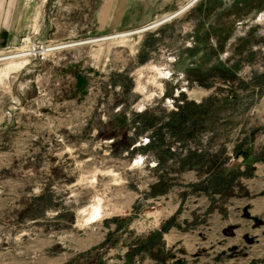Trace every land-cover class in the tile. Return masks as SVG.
Here are the masks:
<instances>
[{
	"label": "rangeland",
	"instance_id": "obj_1",
	"mask_svg": "<svg viewBox=\"0 0 264 264\" xmlns=\"http://www.w3.org/2000/svg\"><path fill=\"white\" fill-rule=\"evenodd\" d=\"M190 1L0 0V264H264V0Z\"/></svg>",
	"mask_w": 264,
	"mask_h": 264
},
{
	"label": "bare ground",
	"instance_id": "obj_2",
	"mask_svg": "<svg viewBox=\"0 0 264 264\" xmlns=\"http://www.w3.org/2000/svg\"><path fill=\"white\" fill-rule=\"evenodd\" d=\"M196 1L198 0H191L188 4L182 6L181 8H179L176 12L172 13V14H169V15H164L160 20H157L153 23H151L150 25H148L147 27H144L141 32H145V31H149L151 29H154L156 28L157 26H159L160 24H163L165 22H168L170 20H172L173 18L181 15L182 13H184L186 11L187 8L191 7ZM163 21V22H162ZM128 34V33H127ZM121 35V34H119ZM114 37H117V36H114ZM110 38V36H109ZM102 40V39H101ZM104 40V39H103ZM102 40V41H103ZM89 42V41H88ZM94 42V41H93ZM80 44V43H79ZM72 45V44H71ZM48 47V46H47ZM53 47V46H52ZM63 47V46H62ZM51 49H44V48H39L38 50L35 48V49H30V50H23L22 52L20 53H16V54H13V55H10V56H5L3 58H0V60H14V59H21V58H27L29 56H31V54L35 53L37 55H41L45 52H48L50 51ZM101 204H100V200L97 199L96 200V203L93 204L92 206H90V216H89V219L90 220H96L99 218L100 216V210H101Z\"/></svg>",
	"mask_w": 264,
	"mask_h": 264
},
{
	"label": "trees",
	"instance_id": "obj_3",
	"mask_svg": "<svg viewBox=\"0 0 264 264\" xmlns=\"http://www.w3.org/2000/svg\"><path fill=\"white\" fill-rule=\"evenodd\" d=\"M180 110H177V112L174 114V115H176V116H179V119H178V121L179 120H181L182 118H184V117H181L180 118ZM180 126H181V124H180ZM148 144H150V141H149V143ZM151 145H152V143H151ZM226 178L225 177H223V175H220V174H217V173H212L211 175H209L208 176V178L204 181V183L208 186L207 188H206V190H205V192H211L212 190H214V189H216V188H218V187H220V183L223 185V186H225V189H227V190H229V187L230 186H227V184H228V182L226 183ZM151 238V239H150ZM155 238H157V239H160L161 238V235H160V233H155V234H153L151 237L149 236V238L147 239L148 240V242L147 243H149L150 244V241L152 240V239H155Z\"/></svg>",
	"mask_w": 264,
	"mask_h": 264
},
{
	"label": "crops",
	"instance_id": "obj_4",
	"mask_svg": "<svg viewBox=\"0 0 264 264\" xmlns=\"http://www.w3.org/2000/svg\"><path fill=\"white\" fill-rule=\"evenodd\" d=\"M164 238H168V236H165ZM166 240V239H165ZM181 251H183L184 253H185V251L184 250H181Z\"/></svg>",
	"mask_w": 264,
	"mask_h": 264
},
{
	"label": "water",
	"instance_id": "obj_5",
	"mask_svg": "<svg viewBox=\"0 0 264 264\" xmlns=\"http://www.w3.org/2000/svg\"><path fill=\"white\" fill-rule=\"evenodd\" d=\"M163 22V21H162Z\"/></svg>",
	"mask_w": 264,
	"mask_h": 264
}]
</instances>
